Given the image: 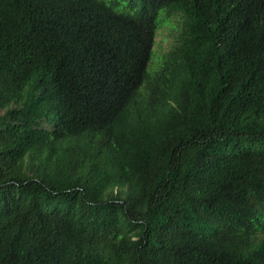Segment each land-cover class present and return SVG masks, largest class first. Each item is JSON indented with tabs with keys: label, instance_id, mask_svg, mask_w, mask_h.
<instances>
[{
	"label": "trees",
	"instance_id": "trees-1",
	"mask_svg": "<svg viewBox=\"0 0 264 264\" xmlns=\"http://www.w3.org/2000/svg\"><path fill=\"white\" fill-rule=\"evenodd\" d=\"M0 264H264V0H0Z\"/></svg>",
	"mask_w": 264,
	"mask_h": 264
},
{
	"label": "rangeland",
	"instance_id": "rangeland-1",
	"mask_svg": "<svg viewBox=\"0 0 264 264\" xmlns=\"http://www.w3.org/2000/svg\"><path fill=\"white\" fill-rule=\"evenodd\" d=\"M120 9H122V7H120ZM157 21L160 23L155 32L153 52L150 58L151 63L155 60H153L155 54L160 55L176 43L183 22L181 14L176 11L165 12L162 9L159 10ZM148 69L150 71V64L148 65Z\"/></svg>",
	"mask_w": 264,
	"mask_h": 264
}]
</instances>
